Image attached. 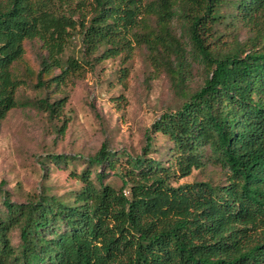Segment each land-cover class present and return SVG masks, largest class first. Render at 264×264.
I'll return each mask as SVG.
<instances>
[{"label": "trees", "instance_id": "obj_1", "mask_svg": "<svg viewBox=\"0 0 264 264\" xmlns=\"http://www.w3.org/2000/svg\"><path fill=\"white\" fill-rule=\"evenodd\" d=\"M235 22L255 33L249 44L224 41L219 28ZM76 32L85 60L64 61ZM34 41L43 51L35 86L46 92L34 106L50 119L68 102L51 89L134 44L184 102L153 123L141 155L121 161L103 144L74 173L82 187L68 198L42 191L16 202L0 188V264H264V0H0V122L25 106L18 66ZM189 56L206 74L191 93ZM150 132L172 143L166 161L149 157ZM48 158L66 167L79 159ZM210 163L226 171L224 183H180ZM107 171L119 188L105 182Z\"/></svg>", "mask_w": 264, "mask_h": 264}, {"label": "rangeland", "instance_id": "obj_2", "mask_svg": "<svg viewBox=\"0 0 264 264\" xmlns=\"http://www.w3.org/2000/svg\"><path fill=\"white\" fill-rule=\"evenodd\" d=\"M172 28L180 38L181 22L176 20ZM219 32L229 43L249 44L255 36L238 22L223 25ZM26 51L24 61L18 66L19 73L29 83L18 93L19 101L25 106L11 111L0 122V188L16 202H23L42 191L68 198L82 187L74 173H81L86 167L84 161L94 156L103 144L118 154L121 161L127 156L141 155L153 123L166 111L177 110L184 102L171 75L164 67L154 65L145 46L134 44L129 53L117 58L90 61L75 84H68L62 90L51 89L50 96H67L68 102L60 119H50L34 106L46 95L35 86L43 52L41 45L37 41L28 42ZM62 58L64 61L70 58L79 62L85 60L80 33H74ZM183 74L187 93L199 89L206 76L202 65L190 56ZM62 121L67 124L64 133L59 132ZM150 136L149 157L166 161L172 143L161 133L150 132ZM53 154L79 159L67 167L58 166L48 158ZM107 173L109 177L105 182L119 188V178L111 171ZM226 178L223 168L210 163L180 183L208 181L221 184ZM13 241L18 244L17 233L13 234Z\"/></svg>", "mask_w": 264, "mask_h": 264}]
</instances>
